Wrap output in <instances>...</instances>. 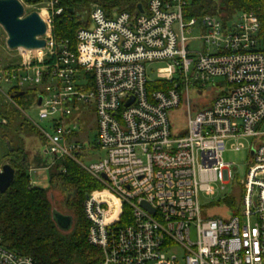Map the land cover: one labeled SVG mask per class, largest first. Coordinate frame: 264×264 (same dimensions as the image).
<instances>
[{
  "label": "built area",
  "instance_id": "1",
  "mask_svg": "<svg viewBox=\"0 0 264 264\" xmlns=\"http://www.w3.org/2000/svg\"><path fill=\"white\" fill-rule=\"evenodd\" d=\"M20 2L25 15L36 8ZM42 3L36 12L47 25L46 46L25 50L27 58L19 49L21 63L0 66V95L13 101L33 90L39 121L29 120L45 153L53 163L75 162L101 186L83 207L88 242L100 253L93 264H264V36L257 15L187 21L185 0H150L135 14L92 4L72 49L53 34L63 14L58 0ZM194 28L200 35L187 36ZM160 61H171L178 77L150 81L147 65ZM216 78L225 87L212 84ZM198 84L208 91L201 100L191 95ZM181 105L188 119L182 136L169 119ZM89 108L94 147L75 139ZM244 138L252 139L251 160L240 205L230 207L238 214L210 217L200 194L214 196L235 179L223 157L229 142L236 153L244 149ZM98 151L103 157L85 164ZM4 247L0 237V264H36Z\"/></svg>",
  "mask_w": 264,
  "mask_h": 264
},
{
  "label": "trees",
  "instance_id": "2",
  "mask_svg": "<svg viewBox=\"0 0 264 264\" xmlns=\"http://www.w3.org/2000/svg\"><path fill=\"white\" fill-rule=\"evenodd\" d=\"M40 0H25L37 5ZM150 0H58L63 14L54 18V35L58 41H68L75 49V34L88 20L89 6L98 4L107 13L113 9L136 13L139 5L147 6ZM184 18L189 21L206 15L234 18L240 12H254L259 18L264 36V0H185ZM150 87L162 89V84L151 83ZM26 94V93H25ZM12 95L21 108L24 95ZM12 107V108H11ZM24 118L21 111L0 95V164L9 163L15 169L12 187L0 194V237L4 248L20 255L32 257L36 264H93L99 261V251L87 239L88 221L83 207L86 196L101 188L98 182L78 164L59 160L51 165L39 161L38 165L49 167L50 188L64 196V208L73 218L72 230L60 231L53 218V205L48 189L30 187L29 164L25 148L13 146L9 129L17 130ZM18 124V125H17ZM33 130L40 133L36 127ZM41 134V133H40ZM10 143V147L8 146ZM12 148V151H10Z\"/></svg>",
  "mask_w": 264,
  "mask_h": 264
},
{
  "label": "rangeland",
  "instance_id": "3",
  "mask_svg": "<svg viewBox=\"0 0 264 264\" xmlns=\"http://www.w3.org/2000/svg\"><path fill=\"white\" fill-rule=\"evenodd\" d=\"M43 6H47L46 3L35 5L36 8L27 7L26 13L30 14L34 11H37V9L42 8ZM199 35V30L197 28H194L192 32L187 36L197 37ZM6 41L7 36L0 26V66H15L21 63L20 51L8 50ZM190 46L192 48L198 47L197 43L195 42H191ZM24 54H26V58L29 56V52H24ZM147 69L148 79L152 82L169 81L178 77L176 66L171 61L154 62L148 64ZM211 83L207 84L211 85ZM212 84L223 88L226 85V81L223 78H216L214 79ZM195 87L197 88V90H191L192 98L201 100L208 96V91L202 84H198ZM5 101L9 102L14 107L16 106L17 109L21 111L24 118L29 121L26 122L25 120H23V118L20 119L19 122L21 123V126L17 127L18 129L15 131L13 129H9L8 133L12 137L14 147H18L21 144L25 148L27 155L26 162L27 164H29V168L36 169L35 171L30 173L31 181L35 184H38L37 187L48 189V194L53 205V212L68 215L63 205L64 196L59 191L50 188L49 170L43 169V165L40 166L37 164L39 161H42V163L46 162L48 165L52 166L53 160L49 155L45 153L46 144L44 138L39 132L33 130L34 125L29 120L30 118L32 121H39V110L34 109V105L37 101L35 92L33 90L26 91V94L22 98L21 102L23 108L19 107L14 101H9L8 99H5ZM26 116H28V118ZM79 119L81 121L80 124L82 130L78 133L75 139L80 141V143H90L91 147H94L97 136V121L94 109H86V111H84L80 115ZM169 119L172 123L173 129L181 130V136L185 135L187 131L188 119L183 105L176 109H173L169 113ZM240 142L244 144V149L236 153L235 150L231 149V143L229 142L227 151L226 153H224L223 157L225 162L232 164L231 170L233 176H235V179L231 181L230 184L225 186V190H219L214 196L208 197L204 194H200V203L201 205L205 206L206 214L210 217L231 218L233 215L238 214V212L233 209L234 207H236L237 210L242 198V191H240L238 187L240 186L242 181L246 179L247 171L250 166L251 156L249 154V149L252 144V139L244 138L240 140ZM103 155V152L98 151L94 153L93 156L85 159L84 162L85 164H88L91 162V160L103 157ZM6 164L9 163H7L6 161L4 165ZM1 170L2 167L0 164V171ZM222 207H227V209H224ZM230 207H233V209H231Z\"/></svg>",
  "mask_w": 264,
  "mask_h": 264
},
{
  "label": "water",
  "instance_id": "4",
  "mask_svg": "<svg viewBox=\"0 0 264 264\" xmlns=\"http://www.w3.org/2000/svg\"><path fill=\"white\" fill-rule=\"evenodd\" d=\"M23 6L20 0H0V26L7 36L8 50L43 49L46 46V40L43 37L47 33V25L36 11L25 15ZM138 10L143 12V6L139 5ZM39 104H41V99L37 105L40 106ZM8 146L10 147L9 142ZM15 174V169L10 164L2 167L0 171V194L6 193L12 187ZM53 218L60 231L67 233L72 230L74 225L72 217L53 212Z\"/></svg>",
  "mask_w": 264,
  "mask_h": 264
},
{
  "label": "bare ground",
  "instance_id": "5",
  "mask_svg": "<svg viewBox=\"0 0 264 264\" xmlns=\"http://www.w3.org/2000/svg\"><path fill=\"white\" fill-rule=\"evenodd\" d=\"M24 52H27V51H25V50H23Z\"/></svg>",
  "mask_w": 264,
  "mask_h": 264
}]
</instances>
